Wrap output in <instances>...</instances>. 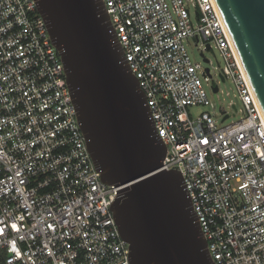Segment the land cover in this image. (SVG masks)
I'll list each match as a JSON object with an SVG mask.
<instances>
[{"label":"built area","instance_id":"2783aa9c","mask_svg":"<svg viewBox=\"0 0 264 264\" xmlns=\"http://www.w3.org/2000/svg\"><path fill=\"white\" fill-rule=\"evenodd\" d=\"M103 2L167 145L162 168L181 171L213 260L264 264V120L213 0ZM190 38L220 51L240 120L191 115L213 104ZM121 187L91 156L37 0H0V264H133L112 210Z\"/></svg>","mask_w":264,"mask_h":264},{"label":"water","instance_id":"95a60500","mask_svg":"<svg viewBox=\"0 0 264 264\" xmlns=\"http://www.w3.org/2000/svg\"><path fill=\"white\" fill-rule=\"evenodd\" d=\"M213 2L264 120V0ZM37 3L102 180L122 186L112 210L132 263L216 264L181 171L162 168L167 145L103 0Z\"/></svg>","mask_w":264,"mask_h":264},{"label":"rangeland","instance_id":"374dc122","mask_svg":"<svg viewBox=\"0 0 264 264\" xmlns=\"http://www.w3.org/2000/svg\"><path fill=\"white\" fill-rule=\"evenodd\" d=\"M184 43L192 62L199 67L204 88L210 102L213 104V106L211 104L191 106L189 108L191 115L196 118L202 111H208L213 115L219 126L228 125L244 117L245 112H237L232 105V103H235L237 109L243 108L235 82L231 78L223 80L221 77V67L225 64V61L220 51L217 48L204 50L203 45L201 43L197 45L195 39L192 38L186 39ZM205 58L210 61L205 60ZM207 68L211 69L213 75V78L209 81L205 80L204 74L201 73L202 70L206 71ZM206 74L208 75V73ZM213 85H218L219 91H214ZM223 111H227L229 114V117L224 120Z\"/></svg>","mask_w":264,"mask_h":264}]
</instances>
